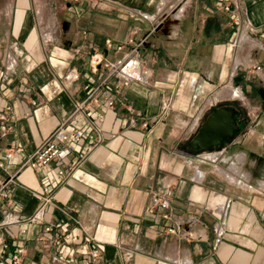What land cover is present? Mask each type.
Here are the masks:
<instances>
[{
    "label": "crops",
    "instance_id": "1",
    "mask_svg": "<svg viewBox=\"0 0 264 264\" xmlns=\"http://www.w3.org/2000/svg\"><path fill=\"white\" fill-rule=\"evenodd\" d=\"M94 53L128 56L135 78L79 114L103 142L28 222L57 166L21 163L109 75L90 72ZM219 109L235 133L209 123ZM0 116V184L16 180L0 198V264L17 247L20 264L91 250L93 264H264V0H0ZM59 223L93 242L57 253L42 230Z\"/></svg>",
    "mask_w": 264,
    "mask_h": 264
},
{
    "label": "built area",
    "instance_id": "2",
    "mask_svg": "<svg viewBox=\"0 0 264 264\" xmlns=\"http://www.w3.org/2000/svg\"><path fill=\"white\" fill-rule=\"evenodd\" d=\"M115 50L122 51V47H117ZM88 68L91 73H97L101 68L110 69L111 71L100 85L93 86L89 84L85 86L84 90L86 94L84 98L73 106L67 117L21 163L20 168L27 167L33 171L54 165L57 166L55 185L53 187H43L41 192L36 195L39 200V206L35 213L27 218L28 222L32 223L40 220L45 208L52 203L55 191L67 183L75 171L82 167L88 155L103 142L102 135L93 121H89L85 116L81 119L79 118V114L88 113L90 106L98 105L102 99L106 100L109 107L113 106L114 101L110 96L113 79L121 77L122 83L120 85L127 86L129 81L135 78L138 64L134 63L128 56L122 57L114 64H109L104 62L99 54L94 53L89 58ZM256 69L260 68L256 67ZM116 86L115 88L117 89ZM129 111L132 112L131 109ZM96 120H101L100 115L96 116ZM144 126H146L145 123ZM10 130L11 125L7 123L5 116H0V131L8 132ZM17 152H21V150L18 149ZM12 156V152H7L5 159L9 160ZM15 181L14 175L6 178L0 184V198H8L9 188L15 185ZM162 207L165 208V205H162ZM163 218L167 219V216L164 215ZM67 219L72 220L70 215H67ZM19 221L17 219L15 222ZM60 228L61 224L59 223L56 225H46L42 230V234L52 235L51 244L57 253H60L67 245L93 242L92 236L78 223L75 226L76 233L69 232L68 230L58 232ZM167 231L173 233L175 228L168 227ZM160 232H163V230L161 229ZM218 235H220V231ZM187 237L192 238L193 235L188 234ZM39 239L43 240V236H40ZM0 247L3 252L10 250L7 242H3ZM24 253V248L17 247L10 254L11 263L20 264ZM98 258L99 252L95 250L84 253L79 257H76L74 254H67L65 256L67 264H93Z\"/></svg>",
    "mask_w": 264,
    "mask_h": 264
},
{
    "label": "water",
    "instance_id": "3",
    "mask_svg": "<svg viewBox=\"0 0 264 264\" xmlns=\"http://www.w3.org/2000/svg\"><path fill=\"white\" fill-rule=\"evenodd\" d=\"M223 118L227 121V123L229 125H231L230 130H229V134H233L237 131V129L235 127H233V121L231 120V113L230 112H227L225 111L224 109H219L210 119L209 123L219 119V118ZM208 126V125H207ZM207 126L204 127V129L202 130L201 134H205L206 131H207Z\"/></svg>",
    "mask_w": 264,
    "mask_h": 264
},
{
    "label": "bare ground",
    "instance_id": "4",
    "mask_svg": "<svg viewBox=\"0 0 264 264\" xmlns=\"http://www.w3.org/2000/svg\"><path fill=\"white\" fill-rule=\"evenodd\" d=\"M228 175V174H227ZM230 177V176H229ZM230 181V180H229ZM239 183V182H238Z\"/></svg>",
    "mask_w": 264,
    "mask_h": 264
}]
</instances>
